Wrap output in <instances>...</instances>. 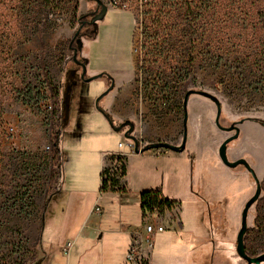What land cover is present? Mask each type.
<instances>
[{
	"label": "rangeland",
	"instance_id": "obj_1",
	"mask_svg": "<svg viewBox=\"0 0 264 264\" xmlns=\"http://www.w3.org/2000/svg\"><path fill=\"white\" fill-rule=\"evenodd\" d=\"M121 1L128 4L129 11L108 9L97 23L96 37L83 36L77 54L78 60H88L86 77L104 74L122 79L117 70L128 68L131 60V72L99 101V108L115 125L132 121L133 135L141 146L159 141L180 145L184 93L207 91L221 102V126L243 120L238 125L239 137L227 145V155L229 160L245 159L261 183L264 0H184L181 17L173 14L168 0ZM28 7L33 9L29 17L22 12ZM94 8L93 0H0V147L16 163L25 158L36 167L26 174L19 171L14 179L7 172L1 180L0 190L7 194L17 184L23 188L21 192L28 191L35 208L33 214L30 209L14 214L0 211V264H125L123 237L105 232L101 238H90L83 228L101 193L105 155H111L110 151L127 154L132 149L124 142V131L114 132L96 107L97 98L108 88L107 79L81 81L67 118L57 110L51 93L53 85L63 94L67 70L81 72L65 54L66 45L80 30L77 18L88 16ZM177 24L184 29L180 36L176 35ZM190 58L194 60L190 75L179 78L178 69L186 67ZM168 63L177 70L173 72ZM29 92L45 98L34 103L35 97L25 104L23 98ZM187 113L190 141L186 149L197 162L185 152L162 149L146 151L144 154L159 155L149 161L136 159L128 166L132 190L161 189L183 208L182 235L166 231L157 236L151 264H246L236 254V236L242 208L253 195L255 182L242 166L228 168L234 174L231 179L209 176L207 157L217 154L220 144L234 132L215 125L216 107L207 98L191 95ZM59 129L64 162L56 192V167L42 157L50 155L52 133ZM202 131L205 136L200 142ZM110 164L115 161L108 159L105 165ZM109 198L103 195L100 202ZM205 200L221 201L220 209H214L211 216ZM261 210L264 213V207ZM127 213L115 207L110 221L113 229L119 228L120 220L136 221L137 209ZM257 213L255 203L248 212V228L255 225ZM107 228L103 224V230ZM260 245H264V231L255 238V246Z\"/></svg>",
	"mask_w": 264,
	"mask_h": 264
},
{
	"label": "trees",
	"instance_id": "obj_2",
	"mask_svg": "<svg viewBox=\"0 0 264 264\" xmlns=\"http://www.w3.org/2000/svg\"><path fill=\"white\" fill-rule=\"evenodd\" d=\"M170 7L172 8L173 14H175L178 17H181L183 14V5L184 0H168ZM29 4H31V1H29ZM29 8V7H28ZM24 16H30L33 14V9H23L22 10ZM87 18V15H82L77 18V21L80 23L81 28L83 26V22ZM176 28V35L180 36L183 34L184 29L181 28V24H177L175 26ZM88 30L85 29V31L82 33L79 30V33L77 37H81L82 35H87ZM76 47L75 42L72 40L67 42L66 45V51L65 54L69 56V60L73 62L72 55L73 50ZM161 46L159 47V49ZM162 49V48H161ZM74 63V62H73ZM194 60L193 58H190L187 61V66L182 67L178 69L177 76L179 78H188V76L191 73L192 67H193ZM75 64V63H74ZM169 65V63H168ZM76 66V64H75ZM173 72L175 69L177 70V67H173L172 64L169 65ZM67 78L68 82L65 86L64 92L62 95H60L59 88L56 86L51 85V93L54 98V102L58 106L57 110L59 113L64 114V117H68L69 112V105L73 98L74 90L78 86V82L76 81V78L74 76L75 70H67ZM167 85L169 83L167 82ZM32 92H29V94L24 95V103L30 104L32 100L37 97V100H35L34 103H37L39 100H42L45 98L44 94L37 93V96H34L31 94ZM186 93V92H185ZM184 93V94H185ZM51 108L50 106H48ZM183 109V107H182ZM64 128V126L62 127ZM62 133V130H56L53 136L54 140L52 143V150L49 156H43V162L50 161L54 167H56V170L53 172L54 174V182H55V191H58V188L62 181V168H63V162H64V155L62 151L59 148L58 141L59 137ZM133 150V147L131 149ZM20 160L16 163L17 159L14 157H10L9 154H4L0 147V185L1 180L4 179L5 173H9L12 175V178H16L19 171H25L26 173H30L33 169L36 167L33 165V163L29 159ZM108 159H110L112 162L115 161L116 165V171L110 173L109 167L107 165L103 166L101 173H100V192H113L118 193L120 196L121 202L124 201V199L128 198L129 193L126 190V187L122 181L124 175H125V161L124 158L120 155H109ZM261 191L263 193L262 196L259 197V199L256 201V204L258 206V213L256 215L255 225L252 227L247 228L245 235H244V247L245 252L249 256H257L259 254L264 253V245L255 246V238L257 235H259L261 232L264 231V213L261 210L262 207H264V178L262 179V182L260 183ZM10 191H8V194L5 191L0 190V211L8 212L9 214L14 213H20L22 211L30 209V213H32L33 208H35V204L32 200V197L28 196L27 192H21L22 187L20 185L16 186H10ZM55 192V193H56ZM54 193V194H55ZM53 194V195H54ZM52 195V196H53ZM177 203V200L170 199L168 197H165L161 191V189H148L144 190L139 194V205L141 209V213H145L147 211H151L153 209H157L160 212H164L167 209H171L175 204ZM219 210L220 204L214 203V204H207V213H209L211 216L214 213L213 210ZM44 212V206L41 208L39 212V226H38V232L40 233L42 231V216ZM208 216V219H211L210 215ZM260 248V251L258 249ZM146 264V263H145Z\"/></svg>",
	"mask_w": 264,
	"mask_h": 264
},
{
	"label": "water",
	"instance_id": "obj_3",
	"mask_svg": "<svg viewBox=\"0 0 264 264\" xmlns=\"http://www.w3.org/2000/svg\"><path fill=\"white\" fill-rule=\"evenodd\" d=\"M93 1L96 3V6H97V8H99V11L92 13L93 15H92V18H91L89 23L93 24L95 27H97V22L101 21L104 18L108 8L101 0H93ZM78 33H79V30H77L75 32L74 38H73V40H75L76 47L73 50L72 60L75 64L81 66V69H82L81 79L84 82H90L94 79L100 78L102 76V74H97L94 76L85 77L87 60L80 61L77 59V54H78V52H80L82 50V47H83L82 38L77 37ZM114 87H115V82L112 79V83L107 88V90L105 92H103L97 98L96 107L98 110L103 112L106 120L108 121L111 129L114 132L124 131L123 132L124 138L131 142V144L133 146V150L136 154L137 153H144V152L150 151V150H162V149L170 150V151L175 152V153L184 152L186 149V142H187V122H188L187 107H188V102H189L190 96L191 95H199L201 97L209 99L211 102L214 103V105L216 107V114H215V120H214L215 125L220 130L225 131V132L234 131V134L227 137L226 139H224V141L218 147V153L217 154H218L219 160L221 161V163L224 166H226L227 168H230V169H234L238 166H243L253 176V178H255V185H256L255 191H254L253 195L245 202V204L242 208L241 214H240V229L238 230V233L236 236V246H235L236 254L243 261H245L246 264H264V253L259 254L257 256H253V257L249 256L245 252L244 240H243L245 232L248 228V226H247L248 212H249L250 208L253 206V204H255L256 201L259 199L260 194H261L260 182L255 177V172H254L253 168L249 165V163L245 159L238 158L235 160H229L228 155H227V145L239 137L240 129L238 127V124L243 123V120H240L238 122V124H236V125L232 124L229 127L221 126L219 123V120H220V115L222 112V105H221V102L219 101V99L215 95H213L207 91L191 89V90H188L184 94V98H183V102H182L184 116H183V123H182V126H183L182 139H181L180 145H174V144H171L169 142L159 141V142H155V143H148V144L141 146L139 140H137V138L133 135V132L135 130V124L132 121L125 120V121L121 122L120 124L115 125L113 123V121L111 120L110 116L108 114H106L104 111H102L98 106L99 101L104 96H106L109 92H111L114 89ZM261 125L264 127V122H262Z\"/></svg>",
	"mask_w": 264,
	"mask_h": 264
},
{
	"label": "crops",
	"instance_id": "obj_4",
	"mask_svg": "<svg viewBox=\"0 0 264 264\" xmlns=\"http://www.w3.org/2000/svg\"><path fill=\"white\" fill-rule=\"evenodd\" d=\"M131 60L129 62V67L126 69H119L117 70V74L121 75V78L123 79V76L129 74L131 72ZM122 79H115L114 78V82H115V87L121 82L122 83ZM114 87V88H115ZM114 90V89H113ZM112 90V91H113ZM111 91V92H112ZM108 104L107 106L104 107V110H107L108 108ZM187 126H188V122H187ZM205 127V126H204ZM192 131L194 132V130L192 129ZM205 132V131H204ZM202 131V133L198 134V139L201 142V140H203V137L205 136V133ZM191 138V137H190ZM188 141H190L188 139L187 136V142L186 145L189 143ZM125 144L129 145L132 148V144H130L127 141H124ZM187 154V157L190 158L192 161L196 160L197 162V157L196 159L193 156H190L189 153L190 151L188 149H185L184 151ZM111 153V155H120L124 158L125 161V175L122 179L127 192L129 193L128 198L124 199V201L121 202L120 200V196L118 193H113V192H105V193H100L99 197L95 200V202L93 203L92 207L90 208V212L87 215L86 219H85V223L83 225V228L85 230H87V236L90 238H94L95 236L98 235V238H101V236L105 233V232H110V233H114L116 235H119L121 237H123L124 240V248L125 250H127L128 244H129V237H130V232L135 229L136 227H138L141 223V209H140V205H139V194L144 191V190H148V189H142V187H140L139 190H132L131 187H129V181H128V166L131 162H134L137 160L139 161H144V160H150V157H154V156H158L159 154L156 152H153L151 154H144V153H135L134 151L131 150L130 153H124V152H109ZM183 153V152H182ZM108 156L109 155H105V160L102 161L103 166H105V164L108 161ZM193 157V158H192ZM207 160L211 163V170H209V176L211 178H215V179H219V178H230L231 176H233L234 174L232 173V171H230L226 166H224L221 161L219 160L217 154H209V156L207 157ZM196 167V166H195ZM198 170L201 169L200 163L199 166L197 168ZM196 170V168H195ZM103 195H108L111 196V198L109 199H105L104 204H102L100 202V200L102 199ZM205 202H207L208 204H214V203H219L221 201H214V202H208L205 200ZM96 204H99L100 208H101V212L100 213H96L94 212V207ZM107 205L108 207H110L111 209H109L108 211H106V209L104 208V206ZM115 207H118L119 211L122 213L124 211L130 212L132 209H137L138 211V215H137V219L135 222L127 219V220H120L119 223V228L117 229H113V226L110 225V221L111 219L115 216ZM117 209V208H116ZM128 214V213H127ZM182 216H183V208H182V204L180 203V217H181V222L177 223L176 225H174V229H170V230H166V231H172L175 232L176 234H179L180 236L182 235V231H183V222H182ZM209 220V219H208ZM112 222H115L112 220ZM103 224H105L106 226H108L107 230H103ZM165 231V232H166ZM165 232L158 234L157 236L163 235ZM156 236V237H157ZM156 237H155V241H156ZM187 238L189 236H186ZM196 245V244H195ZM195 248L192 247L190 249L189 252H191L193 249ZM126 253V251H125ZM124 262H125V255H124ZM126 264V263H125Z\"/></svg>",
	"mask_w": 264,
	"mask_h": 264
},
{
	"label": "built area",
	"instance_id": "obj_5",
	"mask_svg": "<svg viewBox=\"0 0 264 264\" xmlns=\"http://www.w3.org/2000/svg\"><path fill=\"white\" fill-rule=\"evenodd\" d=\"M108 9L129 11L128 4L121 0H101ZM146 1V0H144ZM143 0H139L142 4ZM132 146V145H131ZM133 147V146H132ZM110 173L116 171V165L110 164ZM94 212L100 213L99 204L94 207ZM166 221L167 225L163 222ZM181 222L180 208L175 204L171 209L160 212L157 209L141 214V223L130 232L129 244L125 253L126 264H151L155 237L166 230L174 229V225ZM70 245L65 248L69 250Z\"/></svg>",
	"mask_w": 264,
	"mask_h": 264
},
{
	"label": "flooded vegetation",
	"instance_id": "obj_6",
	"mask_svg": "<svg viewBox=\"0 0 264 264\" xmlns=\"http://www.w3.org/2000/svg\"><path fill=\"white\" fill-rule=\"evenodd\" d=\"M108 10V9H107ZM99 11V8H97V6H96V3H95V8L91 11V12H89L88 13V16H87V18H86V20L83 22V26H84V28L85 29H87L88 30V33H87V35H82L81 36V38L83 37V36H86L87 38H95L96 37V35H97V27H95L93 24H90L89 22H90V20H91V18H92V13L93 12H98ZM98 23V22H97ZM83 28V27H82ZM80 30H81V26H80ZM83 60H87L86 58H84ZM87 63H88V60H87ZM87 63H86V65H87ZM76 66L78 67V68H80V70H81V72H82V69H81V66H79V65H77L76 64ZM81 72L78 74H76V72H75V74H74V76H75V78H76V81L80 84V82L81 81H83L82 79H81ZM102 76H105L106 77V79H107V84H108V87L110 86V84L112 83V77H110L109 75H104V74H102ZM101 76V77H102ZM86 77V76H85ZM79 84H78V86H79ZM238 125H240V124H238ZM234 132V131H233ZM240 135V134H239ZM240 158V157H239ZM238 159V158H237ZM250 165V164H249ZM243 167V166H242ZM244 168V167H243ZM245 169V168H244ZM246 170V169H245ZM253 170H254V172H255V169L253 168ZM246 172L249 174V176H250V178H252L253 180H254V182H255V178H253V176L246 170ZM255 177L257 178V176H256V172H255Z\"/></svg>",
	"mask_w": 264,
	"mask_h": 264
}]
</instances>
